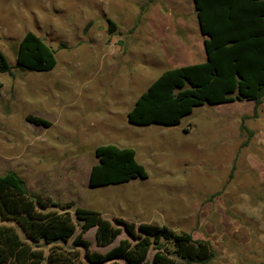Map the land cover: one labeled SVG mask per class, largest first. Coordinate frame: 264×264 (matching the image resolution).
<instances>
[{
	"label": "rangeland",
	"instance_id": "obj_1",
	"mask_svg": "<svg viewBox=\"0 0 264 264\" xmlns=\"http://www.w3.org/2000/svg\"><path fill=\"white\" fill-rule=\"evenodd\" d=\"M27 32L54 51L52 70L15 67ZM202 39L192 0H0V52L12 66L0 73V174H18L32 198L121 228L104 248L88 230L90 252L128 239L121 219L209 242L207 264H264V95L259 105L194 107L174 126L127 122L161 73L204 59ZM108 144L134 149L147 178L89 187L94 150Z\"/></svg>",
	"mask_w": 264,
	"mask_h": 264
},
{
	"label": "trees",
	"instance_id": "obj_2",
	"mask_svg": "<svg viewBox=\"0 0 264 264\" xmlns=\"http://www.w3.org/2000/svg\"><path fill=\"white\" fill-rule=\"evenodd\" d=\"M192 4L205 61L161 73L127 113L129 124L174 126L194 107L204 104L261 103L264 0H192ZM108 24L111 31L114 24ZM55 64L54 51L35 34L27 32L18 42L15 67L21 71L48 72ZM11 70L0 52V73L11 74ZM26 120L49 126L33 116ZM94 155L97 163L88 176L91 188L147 178L132 148L102 145L95 148ZM65 208L72 207H61L47 197H30L15 172L0 174V264H176V259L183 264H207L215 255L209 242L187 233H175L164 225L141 223L136 227L121 219L116 222L128 239L104 254L90 252L89 243L82 238L88 230H95V244L104 248L116 240L121 228L98 212L75 207L71 215Z\"/></svg>",
	"mask_w": 264,
	"mask_h": 264
},
{
	"label": "crops",
	"instance_id": "obj_3",
	"mask_svg": "<svg viewBox=\"0 0 264 264\" xmlns=\"http://www.w3.org/2000/svg\"><path fill=\"white\" fill-rule=\"evenodd\" d=\"M197 26H198V23H197ZM198 30H199V26H198ZM199 33H200V31H199ZM201 35V34H200ZM203 40V39H202ZM183 44V43H182ZM203 60H200V61H198V62H203V61H205V54L203 55ZM194 63H197V62H194Z\"/></svg>",
	"mask_w": 264,
	"mask_h": 264
}]
</instances>
